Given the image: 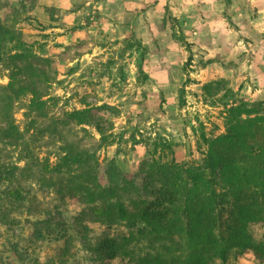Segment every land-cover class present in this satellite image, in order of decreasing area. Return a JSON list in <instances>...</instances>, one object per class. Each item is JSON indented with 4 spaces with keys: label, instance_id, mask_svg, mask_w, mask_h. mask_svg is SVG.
<instances>
[{
    "label": "trees",
    "instance_id": "1",
    "mask_svg": "<svg viewBox=\"0 0 264 264\" xmlns=\"http://www.w3.org/2000/svg\"><path fill=\"white\" fill-rule=\"evenodd\" d=\"M0 11V63L9 79L0 85V225L13 234L23 221L15 238L1 242L9 255H0V264H36L45 240L62 241L51 264H216L249 252L254 264H264V236L251 231L264 227V100L249 103L234 98L222 80L207 81L205 95L223 90L234 99L225 110V131L201 134L200 161L143 156L134 173L113 160L103 165L95 148L81 146L66 131L71 122L83 124L106 140L112 123L104 111L111 106H85L38 123L48 115L50 68L15 29L16 14ZM22 95L29 96L25 130L12 114ZM42 139L59 143L53 165L34 152ZM8 147L18 150L23 165L2 155ZM33 183L52 196L46 199L48 192H36ZM69 202L79 205L70 216ZM225 203L232 220L218 233Z\"/></svg>",
    "mask_w": 264,
    "mask_h": 264
},
{
    "label": "rangeland",
    "instance_id": "2",
    "mask_svg": "<svg viewBox=\"0 0 264 264\" xmlns=\"http://www.w3.org/2000/svg\"><path fill=\"white\" fill-rule=\"evenodd\" d=\"M0 7L16 14L15 29L50 68L48 115L38 123L85 106H111L104 111L112 123L106 140L83 124L71 122L66 131L81 146L95 148L102 164L113 160L134 173L143 156L198 162L205 148L201 134L225 131V110L234 98L264 100V0H0ZM8 80L0 63V85ZM210 80H222L235 97H225L223 90L205 95L202 84ZM28 98L13 103L20 130L29 124ZM58 145L35 141L34 152L53 165ZM18 154L9 147L2 152L23 165ZM32 185L48 192L46 199L52 196L51 189ZM229 209V203L220 209L218 233L232 220ZM78 210L68 203L69 216ZM20 224L13 234L0 225V255L6 259L1 242L7 235L15 238ZM251 231L257 239L264 236L258 224ZM61 246V240L43 241L36 264H51ZM216 264L254 262L249 252Z\"/></svg>",
    "mask_w": 264,
    "mask_h": 264
},
{
    "label": "crops",
    "instance_id": "3",
    "mask_svg": "<svg viewBox=\"0 0 264 264\" xmlns=\"http://www.w3.org/2000/svg\"><path fill=\"white\" fill-rule=\"evenodd\" d=\"M130 1L131 2H139V3H141V2H146V1H149V0H130ZM191 33L192 34H197V31L193 30Z\"/></svg>",
    "mask_w": 264,
    "mask_h": 264
}]
</instances>
